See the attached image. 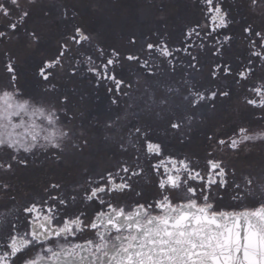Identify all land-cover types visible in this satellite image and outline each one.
I'll return each mask as SVG.
<instances>
[{"label":"snow or ice","instance_id":"obj_1","mask_svg":"<svg viewBox=\"0 0 264 264\" xmlns=\"http://www.w3.org/2000/svg\"><path fill=\"white\" fill-rule=\"evenodd\" d=\"M36 3L0 0V43L23 37L29 47H39L43 34L34 22ZM246 6L264 17V0H246ZM194 7L199 18L185 26L178 43L156 35L138 45L133 35L128 43L135 50L125 54L99 44L74 23L77 13L62 6L59 19L66 30L55 54L43 59L36 71L43 92H58L62 75L86 73L97 88H106L115 105L130 97L143 79L146 110L162 117L165 135L184 143L203 111L230 96L220 81L231 78L245 89L243 102L264 119V26L245 21L241 38L246 55L234 65L224 59L225 45L233 40L225 33L238 21L225 0H194ZM40 13L42 19L50 16L45 8ZM206 52L212 63L204 81L193 72L204 75ZM3 57L0 177L27 167L25 154L35 155L36 150H51L50 158L59 163L72 133L61 127L60 113L68 118L69 96L57 97L54 104L25 98L18 87L17 58L8 50ZM126 64L136 65L135 81L125 77ZM105 127L119 136L125 157L112 167L86 168L71 187L49 180L39 197L20 207L15 206L13 185L0 179V194L8 201L0 204V264H264V162L238 171L217 156L264 142V128L239 125L226 139L210 134V150L194 158L168 152L150 125L134 124L125 134L117 121ZM79 141L73 147L84 152L89 139L83 130ZM141 181L152 185L150 197Z\"/></svg>","mask_w":264,"mask_h":264},{"label":"flooded vegetation","instance_id":"obj_2","mask_svg":"<svg viewBox=\"0 0 264 264\" xmlns=\"http://www.w3.org/2000/svg\"><path fill=\"white\" fill-rule=\"evenodd\" d=\"M62 6L77 13L74 23L82 25L92 33L99 44L108 49L116 48L125 54L135 50L130 49L128 43L133 35L137 38L138 45L145 38L155 39L156 35L167 36L170 42L176 44L185 26L199 18L194 0H37L34 22L43 34L39 47H29L23 37L9 43H0V61L4 59V50L10 51L17 58L18 87L25 94V98L32 97L38 102L54 104L57 97L67 94L70 99L67 105L68 118L63 119V113H60L61 127L71 129L72 133L71 139L64 141L62 160L59 163L50 158L51 150H36L35 155L25 154L29 160L27 167H20L14 175L0 177L13 185L16 207L39 197L49 180H60L71 187L75 181L82 178L84 169L99 171L124 159L117 143L119 136L105 127L112 121H117L122 129L121 134H125L134 124L150 125L153 136L164 141L168 152L180 156L191 155L194 158L203 157L206 151L210 150L207 141L210 134L226 139L239 125L253 129L264 128V119L260 118L259 110L243 102L245 89L235 85L231 78L220 81L223 87L230 90V96L218 99L214 109L203 111V118L197 119L193 124L189 133L190 139L184 143H180L175 136L165 135L166 124L162 117L157 116L155 111L146 110L143 103V79L138 87L131 90L130 97H122L115 105L111 103L106 88L103 85L97 88L86 73L73 78L63 75L58 77V92L45 94L42 90L43 83L37 77L36 71L43 59L55 54L57 42L66 30L65 21L59 19ZM225 6L238 21L230 25L225 33L231 34L233 40L230 45H225L224 59L235 65L246 55L241 38L242 25L247 21L264 26V17L251 13L246 6V0H225ZM41 8L50 12L48 18H41ZM23 56L22 62L20 59ZM202 59L206 61L204 75L195 72L193 75L206 81L207 64L212 63L211 54L203 53ZM137 71L136 65L126 64L124 75L127 79L135 81ZM260 74V69H257V75ZM82 130L89 139V147L84 152L73 147V144L80 142L79 134ZM217 156L222 157L230 168L234 167L238 171L250 170L264 162V142L248 144L235 153L218 152ZM145 167L147 168L146 164ZM140 187L146 197L151 196L152 185L141 181ZM2 203L8 201L0 194V204ZM0 211L3 209L0 208Z\"/></svg>","mask_w":264,"mask_h":264},{"label":"rangeland","instance_id":"obj_3","mask_svg":"<svg viewBox=\"0 0 264 264\" xmlns=\"http://www.w3.org/2000/svg\"><path fill=\"white\" fill-rule=\"evenodd\" d=\"M20 60L23 62V61H24V56H23V58H21ZM25 63H27V62L25 61Z\"/></svg>","mask_w":264,"mask_h":264}]
</instances>
